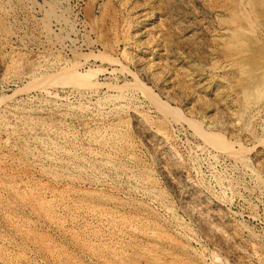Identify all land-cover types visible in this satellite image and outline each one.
I'll return each mask as SVG.
<instances>
[{"label":"rangeland","instance_id":"obj_1","mask_svg":"<svg viewBox=\"0 0 264 264\" xmlns=\"http://www.w3.org/2000/svg\"><path fill=\"white\" fill-rule=\"evenodd\" d=\"M0 1V264H264V0Z\"/></svg>","mask_w":264,"mask_h":264},{"label":"bare ground","instance_id":"obj_2","mask_svg":"<svg viewBox=\"0 0 264 264\" xmlns=\"http://www.w3.org/2000/svg\"><path fill=\"white\" fill-rule=\"evenodd\" d=\"M8 1V0H7ZM11 1V0H10ZM16 1H18V0H16ZM26 1V0H25ZM41 1H43V0H41ZM48 2H46L48 5V8H49V11L47 12V19H48V21H50V20H52V21H54L55 22V24H56V27L58 28V29H62V30H64L66 27V25H64L65 23H64V19H63V17L61 16V13L59 14V13H57V12H55L54 10L55 9H57V5H59V0H47ZM20 2V1H19ZM34 3H36L35 1H33ZM33 2H31V3H33ZM44 2V1H43ZM22 3V2H21ZM24 3V2H23ZM13 4V3H12ZM15 5V4H14ZM18 5H19V3H18ZM23 5V4H22ZM32 5V4H31ZM30 5V6H31ZM45 5V4H44ZM35 6H36V4H35ZM43 6V5H42ZM23 7V6H22ZM39 7H41V6H39ZM38 7V9H40ZM54 7V8H53ZM18 8V7H17ZM23 8H25V7H23ZM29 8V7H28ZM34 8V7H33ZM43 8V7H42ZM41 8V9H42ZM60 8V7H59ZM19 9H22V8H19ZM32 9V8H31ZM13 10V9H12ZM28 10V9H27ZM30 10V9H29ZM28 10V11H29ZM58 10V9H57ZM22 11V10H21ZM24 11V10H23ZM45 11V10H44ZM43 11V12H44ZM47 11V10H46ZM59 12H61L62 10H58ZM25 12H26V9H25ZM33 12V11H32ZM31 12V13H32ZM37 12V11H36ZM26 13H28V12H26ZM11 14V12L9 11V9H6L5 7H4V5L2 6V2L0 1V33H2L3 35H7L8 34V32H6L7 31V26H6V18H8V16ZM44 15H45V12H44ZM51 17V18H50ZM11 18V17H10ZM43 22V21H42ZM42 25V24H41ZM51 26V25H50ZM37 27H38V25H37ZM39 27H40V25H39ZM43 27V29L45 30V31H47L46 29L48 28L47 26H46V24H44V26H42ZM41 28V27H40ZM42 29V28H41ZM49 30V29H48ZM51 30V29H50ZM49 30V32H51ZM62 30H61V32H62ZM8 31H9V29H8ZM39 31V30H38ZM18 32V31H17ZM48 32V31H47ZM53 32V31H52ZM64 32V31H63ZM39 33V32H38ZM10 34V33H9ZM18 34V33H17ZM20 34V33H19ZM40 34V33H39ZM48 34V33H47ZM46 33H45V35H47ZM44 35V34H43ZM44 35V36H45ZM13 36V35H12ZM15 36V35H14ZM61 36V35H60ZM40 37V36H39ZM48 37V36H47ZM47 37H45V39H47ZM58 37V36H57ZM63 37V36H62ZM44 38V37H43ZM60 38V37H59ZM58 38V39H59ZM45 39H43V40H45ZM55 39H56V37H55ZM50 40V39H49ZM69 40H71L70 38H69V36H67V35H64V39H59V40H54L53 42H52V44H51V46H49L48 47V49H47V47H46V49H47V51L48 52H51L52 50H55V49H57L58 47H60V46H63V45H65V44H67V43H70L71 41H69ZM45 49V50H46ZM45 54V53H44ZM47 54H50V53H47ZM2 59V58H1ZM0 59V60H1ZM140 62V61H139ZM70 66V65H69ZM68 71H70V76L71 77H73V76H77V77H80V75L79 74H77V68L75 67V64L73 63H71V66H70V70H68ZM81 78V77H80ZM76 79H78V78H76ZM72 80V79H71ZM72 81H74V79L72 80ZM53 85V83H46V84H44V85H41L40 86V88H41V91H43V92H47V93H49L48 91V89H47V86H52ZM75 92L77 91L78 92V90L80 91V93H81V91H84V92H86V93H89V94H92L94 91H96V84H94V83H92V82H90V81H87V82H82V84H79V86H76L75 88Z\"/></svg>","mask_w":264,"mask_h":264}]
</instances>
